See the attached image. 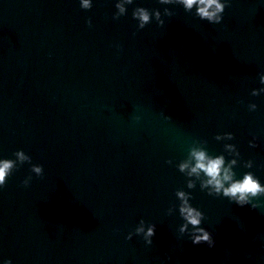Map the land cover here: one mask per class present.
Returning <instances> with one entry per match:
<instances>
[{
    "label": "water",
    "instance_id": "95a60500",
    "mask_svg": "<svg viewBox=\"0 0 264 264\" xmlns=\"http://www.w3.org/2000/svg\"><path fill=\"white\" fill-rule=\"evenodd\" d=\"M114 2L84 10L78 0H0V157L23 150L43 168L24 187L29 163L21 164L0 189V257L264 264V196L252 208L188 190L175 167L193 140L215 155L224 141L214 136L231 132L237 177L251 171L264 183V94L250 95L264 87V0H229L219 24L168 5L162 26L143 29L132 9L165 6L134 0L113 20ZM177 189L191 191L212 247L177 233L181 218L166 213ZM141 218L156 225L151 245L125 239Z\"/></svg>",
    "mask_w": 264,
    "mask_h": 264
},
{
    "label": "clouds",
    "instance_id": "9594fccd",
    "mask_svg": "<svg viewBox=\"0 0 264 264\" xmlns=\"http://www.w3.org/2000/svg\"><path fill=\"white\" fill-rule=\"evenodd\" d=\"M79 7L88 10L93 5V0H78ZM157 3L163 5V9L153 8L151 12L143 6H135L132 9L131 17L136 21L137 29H143L151 20H155L158 26L164 24L162 17H171L173 12L168 5H179L187 13H191L194 17L201 21H207L209 24H219L223 19V13L229 0H157ZM134 0H115V12L112 19L116 20L126 14L127 6L133 5ZM91 26V21H86ZM134 35V33H133ZM119 49V45L116 46ZM260 85H264V72L257 73ZM264 94V87L253 88L250 95L255 97ZM256 103H248L247 109L255 111ZM165 119L170 117L165 116ZM134 121L140 119L139 116H133ZM216 141H224L222 145L223 151L219 154L210 153L204 146L206 140H193L189 145L186 156L175 164L176 169L185 177V187L188 190L199 187L203 192L210 196H219L227 198L228 201L234 202L238 206L250 205L252 208L260 207L257 197L264 196V183L251 171H244L237 177L235 167L240 161V152L234 143L227 141L233 140L231 132L217 133L214 136ZM255 137L249 140L250 147H256ZM14 159L0 157V189L6 183L7 178L12 174L13 170L21 164L29 163L30 175L26 176L21 184L28 187L32 175L40 177L43 168L39 164H32L31 157L23 150H16L13 154ZM227 157V158H226ZM165 163L172 164V160H166ZM253 161L251 159L243 161V168L251 169ZM177 204L170 206L167 214H171L175 208L181 223L176 231L179 235H186L192 244L206 243L208 247H212L214 240L209 231L201 227L204 219V213L191 204L192 193L184 189H177L174 193ZM156 225L149 222L146 224L144 219H140L135 228L128 232L125 239H131L133 234L140 236L146 245L152 244V237L155 235ZM0 264H12V260L0 257Z\"/></svg>",
    "mask_w": 264,
    "mask_h": 264
}]
</instances>
